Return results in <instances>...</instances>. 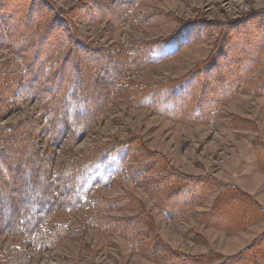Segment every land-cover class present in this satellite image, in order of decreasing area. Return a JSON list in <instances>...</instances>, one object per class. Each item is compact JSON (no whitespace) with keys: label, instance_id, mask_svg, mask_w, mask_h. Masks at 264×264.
Listing matches in <instances>:
<instances>
[{"label":"rangeland","instance_id":"rangeland-1","mask_svg":"<svg viewBox=\"0 0 264 264\" xmlns=\"http://www.w3.org/2000/svg\"><path fill=\"white\" fill-rule=\"evenodd\" d=\"M44 1L37 7L46 9V18L55 12L52 18L57 22L50 24L55 29L32 50L38 52V63L27 60V72L15 49L0 46V264H241L242 255H249L251 246L264 237V0ZM0 8L4 36L18 35L17 18L24 22L33 16V27L45 16L35 12L29 0H0ZM197 24L204 27V34L198 32L202 38L184 45L171 58L140 66L132 60L139 49ZM31 28L29 37L36 30ZM245 36L248 42L242 46ZM66 37L68 45L61 41ZM103 50L109 54L106 65L113 64L115 55L124 58L123 65L132 66L111 92L103 82L96 97H110L82 138L69 141L71 130L66 129L61 141L60 130L49 128L47 102L30 98L34 82L37 94L47 93L39 84L45 78L40 61L48 62L54 72L66 55V73L78 63L88 83L87 70L96 71L98 57L106 54ZM220 52L224 53L219 57ZM235 65L250 68L245 84H238L205 120L174 119L139 105L140 99L130 101L131 88L180 81L205 66L226 82L227 77L240 75L233 71ZM27 75L32 82L24 78ZM208 75L205 80L210 82ZM14 81L19 84L15 90L24 86L28 92L23 103L10 96L14 89L5 93ZM50 85L58 87V78ZM219 90V85L216 93L206 84L200 108H207ZM125 141L132 143V156L124 169L140 178L114 175L108 184L84 196L79 207H56L40 230L15 231L22 225L21 180L11 184L8 176L4 181V169L12 176L26 174L28 184L40 180L46 198L57 195L55 189L77 175H62L68 163L78 171L75 164L89 160L94 151ZM198 186L206 195L199 202ZM224 186L230 188L221 190ZM235 192L250 204L249 215L239 212L240 218H234L236 209L243 211L244 206L235 208L229 202L230 218L212 220L203 215L214 205L220 210L223 199ZM157 200L167 206L173 201L184 205L180 211L169 208L174 213L169 218ZM51 240L54 244L44 248Z\"/></svg>","mask_w":264,"mask_h":264},{"label":"trees","instance_id":"trees-1","mask_svg":"<svg viewBox=\"0 0 264 264\" xmlns=\"http://www.w3.org/2000/svg\"><path fill=\"white\" fill-rule=\"evenodd\" d=\"M43 1L33 0L32 2V0H29L30 6H35L34 11H40L39 15H45L47 13L46 9H43V7H37V3L44 4L45 1ZM25 4L27 7L28 1H26ZM54 14L55 12H53L52 15L50 14L47 18L45 15L43 16V18L37 19L35 24H33V27L30 26L33 23V16L24 19V22L22 20L19 21L16 17L17 20H15L14 25L20 27V29L16 30L17 32H19L18 35L9 34L7 36H4L3 34H0V39L4 40V42H1L0 40V46L5 44L15 49L18 59L24 65H26L25 62H27V60L29 62L32 61V63L34 61V63L37 64L39 61L36 60L38 59V52H32V50L37 46V44H39V42L44 39V36H46L49 31L55 29L54 27L52 28V26H50L51 23L57 22V18H52ZM36 17L38 18L39 16ZM31 27H35L36 29L33 37L28 36V32L30 31L29 29ZM198 32H204L203 25L197 24L189 26L188 28H184L180 32H177L175 35L170 36L168 39L154 42L149 46L139 49L137 53H135L132 57V60L135 61V64L138 62L139 64H137L139 66L144 63L164 61L174 56L184 45L194 42L197 37L202 38L200 37ZM54 36L56 37V40H59V35ZM22 38L23 41L21 40ZM61 41L64 45L69 44V40L67 37ZM228 41L230 42V44L232 43L231 38L227 40V43H229ZM6 42L8 43L6 44ZM247 42L248 39H246L245 36V39L242 41V46H244ZM81 45L82 47L80 48L83 50L85 48V44L82 43ZM260 46L261 43L259 47ZM103 52L106 51L103 50ZM223 53L224 52H220L219 57ZM86 55L92 56L90 53ZM67 58L68 57H66V55H63L58 60V66L55 67V70H57V75L53 74L55 70L54 72H52V68L48 64V62H45L44 60L40 61V69L42 67L44 68L42 74L45 76V78L43 81L44 83L39 81V84H44V86L47 88V93L37 94L36 90H38V85L34 82V91L32 92V96L30 98H35L39 101L47 102V104L49 105L47 117L52 120V125L49 124V128H52V130H60L57 137L62 138L61 141L64 140L65 136L67 135L66 134L64 136L66 132L65 130L70 129L71 133L68 134L69 141L77 142L92 126L98 112L104 106L105 101L110 97L108 95H102L100 99H98L99 97H96V94L99 92V90L103 91V82L106 83V86L108 84L111 87L108 89L110 90V92L111 90L118 88L119 86L117 85V83L119 78H121V76L124 74V70L132 65H123L121 62L124 58H122L121 60L118 59V56L115 57V55H113L112 60H114V62L113 64H110L108 66L106 65V63H108L109 54H107L106 52V54L101 56L103 61H101V58L98 57L99 61H97L95 65V69L99 74H97V72L92 68H89V70H87L91 78L87 83V81H84L82 79L83 72L79 68L78 63L75 64L74 62V66L72 68L70 66L69 71L66 73V67L68 66L66 62ZM243 58L244 57H242V59ZM217 60L214 61L213 64H217ZM63 61L66 62L65 69H63ZM86 66L88 65L86 64ZM25 67H27V72H29L28 66L26 65ZM209 70L208 67L205 66L204 69H198L183 80L167 81L154 88H141L139 86H136L134 88H131L130 90V101L133 103L134 101L140 99L138 100L139 105L148 106L165 115L173 117L174 119L205 120L210 114L209 112H213L217 108V105L220 101L222 102V100L226 99L232 92L235 91L238 84L242 83V81L245 84V80L250 68L246 70V68L244 69V67H241V65H235L233 71L236 73L240 71V75L235 76L234 78H232L233 76L230 75L231 77H227L228 79L226 82H223V77L220 80V78L218 77L219 73L217 71L214 70L211 72ZM206 74H211L208 75L210 76L209 78H212L210 82H207L205 80ZM54 77L58 78L59 83V86H56L55 89L50 85V82L54 80ZM24 78H26L27 81L30 82H32L33 79L30 75H27ZM6 83L3 84V87H6ZM206 84L212 85L213 92H216L214 90L217 89L218 85L219 89L222 91L219 90L218 97L214 96L213 93V102L208 105L207 108L203 109L200 108V97L204 99L206 96ZM213 84H215L214 87ZM18 85L19 84H17L15 81L10 85L11 88L9 87V85H7V87L5 88V93L6 89L11 93V91H14ZM261 85L262 93H264V83H262ZM25 91V87L22 86L20 89L15 90V94L12 95L11 93L10 96L16 97V100H20L23 103L29 99L28 92ZM38 156L40 155L38 154ZM90 156L91 158L86 162L75 164L79 169L78 171L74 170L75 167H73L72 165L70 166L71 163H68L64 168L65 170H62V175L66 174L67 177H70L72 174L77 175H74V178H71L72 182L69 180L66 184L60 186L57 190L55 189L57 195H55V193H50L47 196L48 198H43L44 194H41L44 190L39 182L40 180L35 182L34 180H31V184H28V177L26 174H14V176H12V173L8 171V169L3 168L4 173H2L1 175L4 174V181L8 180V176L11 179L9 181L11 182V184L14 181L16 182V180L18 182L21 180L20 185L22 186V189L20 191L21 193L19 194L18 202L21 206L20 215L22 216V225H19V227L16 228V232H19V234H23V232L29 227H32V229L35 231L40 230V226H43L45 218L51 216L53 210L56 207H58L59 205H63L65 208L79 207V203H81V200L84 196H87L93 188L108 184L110 182L108 179L110 177H113L114 175L127 174L132 178L136 176L140 178V176L132 174L131 171L129 172V168L124 169L125 165L132 156V143L130 141L119 142L116 145L106 146L99 150V152L94 151L92 154H90ZM168 180L170 181V179H167V181ZM229 188L230 187L224 186L223 188H221V190ZM196 190L198 196L197 202H199L206 195L204 194L205 192H202V187L198 186ZM37 192H40V195ZM31 193H34L36 196H32ZM238 193L239 192L232 193L228 195L227 198H224L227 201L225 202V200L223 199L224 202H222L224 203V206L220 207V210H218L219 207L217 205H214L212 209H210L203 215L213 218L212 220H216L218 218H222V220L230 218L228 208L226 207L227 202H229V205L236 204L235 208H238V206H244L243 211H238V209H236L238 214L234 215V218H240L239 212L243 213L244 216L245 214L249 215L250 210L252 209L247 206L250 204H248V201L241 199V195H239ZM9 197L11 198V196ZM10 198H8L9 201ZM45 202H47L46 206L43 205ZM88 203L89 202L82 204V206L88 205ZM160 204L162 205L163 210L167 213L168 217L171 218L173 217L174 213L169 212V208L180 211L184 205V202L176 201L174 203L173 201V203L169 202L170 205L167 206V204L159 201V205ZM225 215L227 216L225 217ZM25 225H27V227H25ZM27 232L29 231L27 230ZM54 242L55 240L45 242L44 248H46L48 244L53 245ZM249 250V255H242L245 260H241L243 261L241 264H264V237L258 239L257 244L251 246Z\"/></svg>","mask_w":264,"mask_h":264}]
</instances>
